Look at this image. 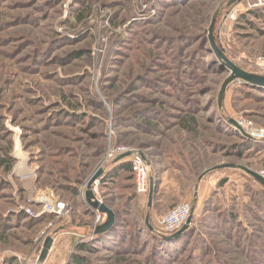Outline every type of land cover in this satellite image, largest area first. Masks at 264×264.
<instances>
[{"label":"rangeland","instance_id":"1","mask_svg":"<svg viewBox=\"0 0 264 264\" xmlns=\"http://www.w3.org/2000/svg\"><path fill=\"white\" fill-rule=\"evenodd\" d=\"M214 17L223 55L260 74L264 0H0V264H38L72 224L42 264H264V191L246 172L263 178L264 88L233 79L220 99L232 75ZM120 146L145 160L152 195L127 172L98 181L116 222L97 237L86 182ZM182 204L189 234L150 235Z\"/></svg>","mask_w":264,"mask_h":264},{"label":"built area","instance_id":"2","mask_svg":"<svg viewBox=\"0 0 264 264\" xmlns=\"http://www.w3.org/2000/svg\"><path fill=\"white\" fill-rule=\"evenodd\" d=\"M230 20H236V14L235 12H231L227 14V17ZM255 66L260 72V75L264 77V57L260 56L256 59ZM247 127V124L244 125ZM128 154L127 157L121 159L120 161H127L130 165L131 174L134 179V185H135V191L139 195H145L149 191V176L147 171V165L141 156V154L134 149L126 148L123 146L117 147L115 150L110 152L111 158H118L122 155ZM264 179V173L262 174ZM97 183L96 181L91 186V192L94 196V201L100 202L96 198L97 194ZM39 203V202H38ZM42 206L41 214H51L56 219L59 218H67L69 217V210L67 209L66 205L62 202H44L40 201ZM25 213L28 215H31V211L28 209L25 210ZM191 215V207L189 204H182L178 206L175 210L170 212L168 215H165L163 217L156 218L154 220V229L158 234L162 235H170L175 233L176 231L180 230L186 223L187 219ZM105 220V215L100 214L95 210V224L94 228L101 223H103ZM93 228V229H94ZM20 260V258H17Z\"/></svg>","mask_w":264,"mask_h":264},{"label":"water","instance_id":"3","mask_svg":"<svg viewBox=\"0 0 264 264\" xmlns=\"http://www.w3.org/2000/svg\"><path fill=\"white\" fill-rule=\"evenodd\" d=\"M215 19L216 17L213 18L211 25L208 29V40H209V44L211 46V49L213 51V53L215 54V56H217L219 58V60L225 65L227 66L230 71H231V77L230 79L225 82V84L222 86L221 92H220V99L223 97L225 89L227 87V85L233 80H241L245 83H249L258 87H263L264 88V77L262 76H257V75H253L250 73H247L241 69H239L237 66H235L231 61H229L224 55H223V51L217 47V45L215 44V41L213 39V27H214V23H215ZM231 124L235 125L236 124L232 121H230ZM128 154L122 155L120 157H118L117 160H121L125 157H127ZM145 161V160H144ZM146 163V162H145ZM248 174H250L260 185H262L264 187V179L261 178L259 175L253 173V172H249L246 171ZM103 174V170L101 168L97 169L88 179V181L86 182V187H87V191L85 193V199L86 202L89 204V206H91L94 210H96L97 212H99L100 214L105 215V220L103 223H101L100 225L96 226L94 228V234L95 235H100L103 233L108 232L114 222H115V214L114 212L109 209L106 205H104L103 203H98L97 201H94V196L91 192V186L99 180V178L102 176ZM153 183H151L150 181V190H149V199L152 195V188H153ZM191 222V218L189 217L185 223V225L178 231H176L175 233L171 234L170 236L172 238L178 237L180 236L189 226ZM146 223L148 224V219L146 220ZM150 230H153L152 227H150V225L148 224ZM53 243V239L51 237H47L43 243V248L41 250L40 256L38 258V264H42L45 260V258L47 257V254L51 248V245Z\"/></svg>","mask_w":264,"mask_h":264},{"label":"trees","instance_id":"4","mask_svg":"<svg viewBox=\"0 0 264 264\" xmlns=\"http://www.w3.org/2000/svg\"><path fill=\"white\" fill-rule=\"evenodd\" d=\"M257 76H261L259 73L257 74ZM241 81V80H239ZM245 83V82H244ZM245 85H247V83H245ZM8 161L6 162L7 166H6V170L9 171L10 169V163L11 161L9 159H7ZM116 164V168L112 169L113 171L112 172H109L108 174L106 172H103L102 176L99 178V183H103L105 182V180L107 178H114V177H117L118 174L122 173V172H127V173H130V175L132 176L131 174V169H130V165L128 162H125V161H120L118 163H115ZM111 171V170H110ZM112 177V178H111ZM260 185V184H259ZM262 191H264V187L262 185H260ZM85 202H86V199H84ZM87 203V202H86ZM88 204V203H87ZM104 205H106L105 202H103ZM89 205V204H88ZM115 214V213H114ZM115 222H116V215H115ZM115 225V223H114ZM113 225V226H114ZM114 227H112L113 229ZM111 229V230H112ZM191 232V228H187L180 236L178 237H175V238H172V239H167L165 236L167 235H162V234H158L154 227H153V230L150 232V235L156 237L157 239L159 240H162V241H165V242H168V243H173V242H176V241H180V239H182L183 237H185L187 234H189ZM108 233V232H107ZM171 235V234H170ZM99 235H97L98 237ZM77 251H92L91 249L88 248L87 244H79L77 245ZM68 264H86L84 262V259L79 257V256H73L71 258V260L68 262Z\"/></svg>","mask_w":264,"mask_h":264},{"label":"crops","instance_id":"5","mask_svg":"<svg viewBox=\"0 0 264 264\" xmlns=\"http://www.w3.org/2000/svg\"><path fill=\"white\" fill-rule=\"evenodd\" d=\"M71 227L73 228L74 224H72ZM71 227L68 229L65 227L67 229L66 231H63L61 234L57 235L56 237H53V243H52L51 248L47 254L48 255L47 257H49V255L53 252V250L56 249L57 242L62 241L61 244H63V246H65V244H67V243L75 242V237L77 236L76 231L73 230ZM62 228H64V227H62Z\"/></svg>","mask_w":264,"mask_h":264},{"label":"bare ground","instance_id":"6","mask_svg":"<svg viewBox=\"0 0 264 264\" xmlns=\"http://www.w3.org/2000/svg\"><path fill=\"white\" fill-rule=\"evenodd\" d=\"M20 158H21V155L19 154ZM23 166V164H21V167Z\"/></svg>","mask_w":264,"mask_h":264}]
</instances>
